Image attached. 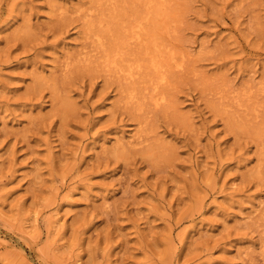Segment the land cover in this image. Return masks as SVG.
<instances>
[{"label":"rangeland","instance_id":"374dc122","mask_svg":"<svg viewBox=\"0 0 264 264\" xmlns=\"http://www.w3.org/2000/svg\"><path fill=\"white\" fill-rule=\"evenodd\" d=\"M0 264H264V0H0Z\"/></svg>","mask_w":264,"mask_h":264},{"label":"bare ground","instance_id":"6f19581e","mask_svg":"<svg viewBox=\"0 0 264 264\" xmlns=\"http://www.w3.org/2000/svg\"><path fill=\"white\" fill-rule=\"evenodd\" d=\"M140 40V39H139ZM135 41V40H134ZM138 41V40H137ZM140 42V41H139ZM138 43V42H137ZM154 63V62H153ZM155 65V64H154ZM116 66V65H115ZM163 75V74H162Z\"/></svg>","mask_w":264,"mask_h":264}]
</instances>
